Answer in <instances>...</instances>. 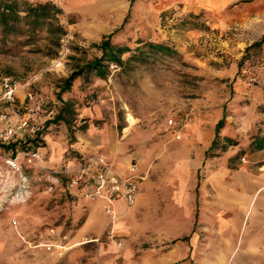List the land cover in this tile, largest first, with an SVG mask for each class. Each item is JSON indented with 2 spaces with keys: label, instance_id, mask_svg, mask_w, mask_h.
<instances>
[{
  "label": "rangeland",
  "instance_id": "374dc122",
  "mask_svg": "<svg viewBox=\"0 0 264 264\" xmlns=\"http://www.w3.org/2000/svg\"><path fill=\"white\" fill-rule=\"evenodd\" d=\"M195 2L108 0L102 24L70 16L64 22L60 16L65 35L55 32L54 21L0 44V76L29 80L31 91L43 99L40 106L31 104L37 110L30 116L27 89H20V113L41 130L19 134L11 143L27 145L17 152L0 141V264L150 262L151 237L134 240L132 219L123 218L119 204L113 220L102 201L87 200L71 186L76 168L94 153H103L118 171L120 165L128 172L135 166L150 178V201L141 207L149 227L151 214L163 224L164 213H181L180 184L186 177L205 181L209 167L223 163L264 171V148L254 144L264 137V72L258 70L264 42L246 50L250 43L240 26H221V14L191 8ZM110 34L131 48L124 64L109 63L104 76L86 72L59 96L73 71L101 55L97 45ZM151 42L164 43L173 53L153 54ZM63 101L73 107V134L55 120ZM31 151H39L40 160L30 161L25 153ZM12 156L20 157L19 170L7 164ZM187 164L198 166L187 175ZM136 207L137 200L130 208ZM47 242L56 247L49 250ZM157 246L164 248L163 242Z\"/></svg>",
  "mask_w": 264,
  "mask_h": 264
},
{
  "label": "crops",
  "instance_id": "0c3cea01",
  "mask_svg": "<svg viewBox=\"0 0 264 264\" xmlns=\"http://www.w3.org/2000/svg\"><path fill=\"white\" fill-rule=\"evenodd\" d=\"M50 1L62 9L64 22L70 16L91 25L102 24L108 9V0ZM193 7L221 14V26H240L248 44L264 36V0H196ZM220 165L209 167L211 177L205 181L182 179L181 213H164L168 219L163 224L152 214L150 227L143 219L147 216L141 207L149 204L151 195L148 176L139 179L135 209L125 212L124 202H118L119 212L126 213L123 218L132 219L134 240L151 237L148 264H264V171ZM196 166L187 164L186 174ZM118 169L128 172L125 164ZM92 218L91 210L84 227ZM159 242H163V249L157 246Z\"/></svg>",
  "mask_w": 264,
  "mask_h": 264
},
{
  "label": "built area",
  "instance_id": "2783aa9c",
  "mask_svg": "<svg viewBox=\"0 0 264 264\" xmlns=\"http://www.w3.org/2000/svg\"><path fill=\"white\" fill-rule=\"evenodd\" d=\"M259 72H264V60L258 65ZM244 73H250L247 68L242 70ZM250 81H256V77L249 76ZM31 82L23 81L20 78L6 74L0 76V122L4 123V128L0 131V141L3 143L13 142L19 134L37 133L41 130L40 126L31 121V117H24L17 107L18 93L20 89H27L25 107L31 116L37 110L31 104L36 103L38 106L43 104V99H39L30 89ZM33 116V115H32ZM169 124L173 125V119L169 120ZM181 139V135H177ZM30 161L40 160L39 151H31L25 153ZM19 156L9 157L6 162L12 167L19 170ZM66 170L65 172H69ZM75 172L77 177L71 179V186H76L82 192V195L87 200L102 201L104 209L112 219H116V208L119 201H123L125 208L129 209L136 202L137 193L139 190V179L142 176L137 173L135 166L130 167L129 174L119 172L107 157L100 152L94 153L87 157L84 163L80 164ZM54 233V230H52ZM112 232V231H111ZM108 231L107 236L114 239V234ZM49 250L56 247L53 242L45 244ZM62 248L63 246H59Z\"/></svg>",
  "mask_w": 264,
  "mask_h": 264
},
{
  "label": "trees",
  "instance_id": "16d2710c",
  "mask_svg": "<svg viewBox=\"0 0 264 264\" xmlns=\"http://www.w3.org/2000/svg\"><path fill=\"white\" fill-rule=\"evenodd\" d=\"M62 13V9L50 0L44 2H35L33 0H0V44L5 42L6 39L12 35H22L25 31L32 32L37 31L40 28L53 26L54 21L57 23L55 32L60 36L65 35L67 30L65 25L60 21ZM164 14L165 13H163V17ZM263 42L264 36L258 41L250 43L246 47V50L259 47ZM148 46L153 54L173 53V49L164 43L151 42L148 43ZM97 47L101 51V55L86 63L81 69L73 71L72 74L64 80L63 85H61L59 96H61L62 93L69 92L74 80L86 72H94L104 76L106 74L105 69H107L109 63H116L122 66L124 64L123 55L131 51V48L128 45L115 43L112 39V34L105 37ZM134 58L136 59L138 57H136V55H131L130 59ZM72 112V104L63 101L62 106L55 117L56 122H63L69 126L71 134H73V131L70 128ZM220 124H222V121L218 123L217 130L220 128ZM215 143L216 141L213 142L212 147L215 146ZM254 144L257 149H263L264 137L257 138L254 141ZM26 145L27 144L22 142H15L6 145V148L17 152L19 146L26 147Z\"/></svg>",
  "mask_w": 264,
  "mask_h": 264
},
{
  "label": "bare ground",
  "instance_id": "6f19581e",
  "mask_svg": "<svg viewBox=\"0 0 264 264\" xmlns=\"http://www.w3.org/2000/svg\"><path fill=\"white\" fill-rule=\"evenodd\" d=\"M128 117H129V120H130L131 122L134 121V118H133L131 115H129Z\"/></svg>",
  "mask_w": 264,
  "mask_h": 264
}]
</instances>
